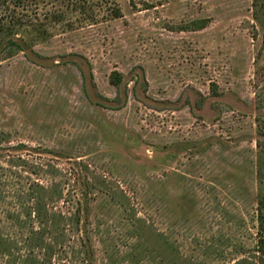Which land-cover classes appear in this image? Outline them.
Returning a JSON list of instances; mask_svg holds the SVG:
<instances>
[{
  "label": "rangeland",
  "instance_id": "obj_1",
  "mask_svg": "<svg viewBox=\"0 0 264 264\" xmlns=\"http://www.w3.org/2000/svg\"><path fill=\"white\" fill-rule=\"evenodd\" d=\"M260 208L264 0H0V264H264Z\"/></svg>",
  "mask_w": 264,
  "mask_h": 264
},
{
  "label": "trees",
  "instance_id": "obj_2",
  "mask_svg": "<svg viewBox=\"0 0 264 264\" xmlns=\"http://www.w3.org/2000/svg\"><path fill=\"white\" fill-rule=\"evenodd\" d=\"M115 74H117V73H115ZM259 217H260V220H262L263 221V211H261V208L259 209ZM261 221V222H262ZM260 242H261V240H260Z\"/></svg>",
  "mask_w": 264,
  "mask_h": 264
}]
</instances>
